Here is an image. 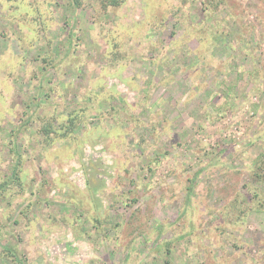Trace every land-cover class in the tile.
<instances>
[{
    "label": "rangeland",
    "instance_id": "374dc122",
    "mask_svg": "<svg viewBox=\"0 0 264 264\" xmlns=\"http://www.w3.org/2000/svg\"><path fill=\"white\" fill-rule=\"evenodd\" d=\"M113 2L0 0V264H264V0Z\"/></svg>",
    "mask_w": 264,
    "mask_h": 264
},
{
    "label": "trees",
    "instance_id": "16d2710c",
    "mask_svg": "<svg viewBox=\"0 0 264 264\" xmlns=\"http://www.w3.org/2000/svg\"><path fill=\"white\" fill-rule=\"evenodd\" d=\"M116 3L115 0L113 2ZM26 6V5H24ZM22 10V9H21ZM24 10V9H23ZM28 13V12H26ZM252 175L256 182L260 184H264V147L262 148L261 152L256 157L253 167H252Z\"/></svg>",
    "mask_w": 264,
    "mask_h": 264
}]
</instances>
